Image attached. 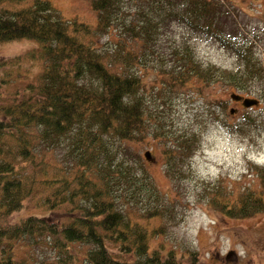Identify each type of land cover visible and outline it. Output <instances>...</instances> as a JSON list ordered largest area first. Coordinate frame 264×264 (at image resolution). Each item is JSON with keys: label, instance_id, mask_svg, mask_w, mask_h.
<instances>
[{"label": "trees", "instance_id": "trees-1", "mask_svg": "<svg viewBox=\"0 0 264 264\" xmlns=\"http://www.w3.org/2000/svg\"><path fill=\"white\" fill-rule=\"evenodd\" d=\"M119 2L91 0L96 19L90 24L77 19L64 20L48 0H0V43L23 38L38 43L13 59L0 57V264H31L16 253L18 243L25 237L45 241L56 252L51 263L43 264H74L78 257L86 264H197L199 260L197 250H189L183 257L180 250L164 240L152 242V237L162 234V223L160 227L149 228L147 221L161 219L165 205L151 204L150 197L160 195L157 196L144 170L139 175L127 166L121 168L120 162L117 165L123 171L115 169L112 175L109 164L102 167L94 160L108 144L105 136L141 141L148 124H153L145 117L141 98L137 96L139 76L127 70L136 57L134 46L139 44L150 50L157 25L168 17L212 36L246 60L244 76L214 69L219 78L242 86L254 78L260 79L261 73L250 72V65H255L253 58L243 53L245 49L236 47L233 37L222 30L220 21L228 12L221 10L223 6L217 0L141 3L146 7L136 12L137 21L117 26L112 40L115 48L106 55L93 37L116 28L114 23H118L122 14ZM172 51L179 62L174 70L163 72V78L173 85H183L192 78L205 81L210 67L201 68L184 49ZM121 60L122 65L118 63ZM32 61H38L40 69L31 75L22 74L30 79L21 89L8 91L13 96L6 99L2 86L8 84L13 68L26 62L24 70L29 72ZM160 127V123L153 127V137H157ZM60 139L68 141V152L76 155L77 172L73 175L77 185L70 186L71 180L66 175L49 180L42 171L47 164L41 160L43 151ZM179 141L189 151L190 145L183 139ZM32 163L40 165L41 171L30 168ZM253 167L259 178L257 190L235 202L214 198L217 202L214 207L222 217L233 218L238 214L243 219L258 213V209L264 210V167ZM113 186L117 187L115 193ZM50 189L54 190L48 194ZM41 190V203L51 210L71 206L75 200L81 202L74 206L78 209L76 215L68 219L64 211L63 222L33 214L17 223L7 221L12 213L21 210L24 201ZM121 197L123 204L117 199ZM74 207L71 206L72 211ZM108 243L117 249V255L111 252ZM87 244L92 247L86 251L79 249Z\"/></svg>", "mask_w": 264, "mask_h": 264}, {"label": "rangeland", "instance_id": "rangeland-1", "mask_svg": "<svg viewBox=\"0 0 264 264\" xmlns=\"http://www.w3.org/2000/svg\"><path fill=\"white\" fill-rule=\"evenodd\" d=\"M48 1L64 20L95 23L96 13L91 10V0ZM146 1L150 0H120L122 14L118 23H114L116 28L111 33L93 37L104 54L110 55L115 48L112 40L118 31L117 26L122 22L137 21L135 14L141 8L145 9L141 3ZM217 2L223 6V12H228L227 17L223 15L220 21L224 27L222 30L233 37L236 47L245 49L243 53L253 58L255 65H250V72H260L261 78L242 83V86L219 78L214 69L244 76L246 60L212 36L173 16L168 17L157 25L155 42L150 50L139 44L134 46L136 57L131 62V69L127 70L139 76L137 96L141 98L145 117L153 124H148L141 141H122L105 136L108 144L94 162L101 163L102 167L109 164L112 175L115 169L122 170L126 166L133 173L140 175L144 170L149 175V182L157 196L160 195L158 198L150 197L151 204L165 205L161 219L150 218L147 221L149 228L160 227L162 223V234L152 237L153 243L164 240L180 250L183 257L187 251L197 250L200 256L197 264H264V210L258 209V213L243 219L238 214L225 218L214 207L216 198H229L235 202L240 196L246 197L252 190H257L259 178L253 166L264 167V0ZM37 44L36 40L26 38L1 42L0 57L13 59L37 47ZM175 48L186 50L201 68L210 67L205 81L192 78L183 85H173L162 77L165 75L163 72L174 70L179 62L178 57L172 55ZM122 62L118 61L121 65ZM30 63L29 72L24 70L26 62L19 68H13L8 84L2 86L6 99L11 100L13 96V92L8 91H14L16 87L21 89L30 79L22 74L31 75L40 69L38 61ZM1 73L2 70L0 76ZM231 92L258 102L244 106L230 98ZM159 123L162 130L160 127L157 137H153L152 129ZM180 139L190 145L189 151L181 147ZM147 151L151 157L146 161L144 155ZM105 153L109 158H104ZM41 160L47 163L42 171L49 180L66 175L71 180L70 186L77 185L78 180L73 175L77 172V158L68 152V141L60 139L56 145L44 150ZM119 163L121 168L117 165ZM29 166L41 171L40 165L32 163ZM115 187L112 189L114 193ZM42 190L33 193L23 202L21 210L12 213L7 221L17 223L33 214L63 222L64 211L68 219L76 215L78 209L74 206L81 202L75 200L71 205L73 211L70 205L51 210L41 203ZM53 190L50 189L48 194ZM117 199L119 204L125 203L122 197ZM88 247L92 245H80L79 249L86 251ZM108 248L117 255V249L111 243H108ZM16 253L31 264L51 263L57 255L45 241L26 237L18 243ZM118 257L126 259V256ZM74 264L86 263L78 257Z\"/></svg>", "mask_w": 264, "mask_h": 264}, {"label": "water", "instance_id": "water-1", "mask_svg": "<svg viewBox=\"0 0 264 264\" xmlns=\"http://www.w3.org/2000/svg\"><path fill=\"white\" fill-rule=\"evenodd\" d=\"M230 98L233 100L242 102V105H244V106L255 105L258 102L255 99H249V98H245L243 96L241 97V95L233 93V92H231ZM149 157H150V153H149V151H147L145 153V158L149 159Z\"/></svg>", "mask_w": 264, "mask_h": 264}]
</instances>
